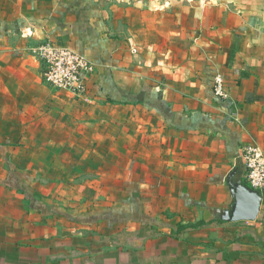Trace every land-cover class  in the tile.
I'll return each mask as SVG.
<instances>
[{"label":"crops","instance_id":"1","mask_svg":"<svg viewBox=\"0 0 264 264\" xmlns=\"http://www.w3.org/2000/svg\"><path fill=\"white\" fill-rule=\"evenodd\" d=\"M44 43L94 63L84 97ZM252 144L264 0H0V264H264V189L227 220Z\"/></svg>","mask_w":264,"mask_h":264},{"label":"built area","instance_id":"2","mask_svg":"<svg viewBox=\"0 0 264 264\" xmlns=\"http://www.w3.org/2000/svg\"><path fill=\"white\" fill-rule=\"evenodd\" d=\"M42 64V79L56 89L73 97L86 94V81L94 71V63L73 49L53 43H44L32 51ZM216 92L221 94V81L216 79ZM245 178L249 186L264 189V156L258 146L246 145L242 149Z\"/></svg>","mask_w":264,"mask_h":264},{"label":"water","instance_id":"3","mask_svg":"<svg viewBox=\"0 0 264 264\" xmlns=\"http://www.w3.org/2000/svg\"><path fill=\"white\" fill-rule=\"evenodd\" d=\"M229 187L233 200L227 220H254L260 209L261 195L259 191L241 181L229 182Z\"/></svg>","mask_w":264,"mask_h":264},{"label":"trees","instance_id":"4","mask_svg":"<svg viewBox=\"0 0 264 264\" xmlns=\"http://www.w3.org/2000/svg\"><path fill=\"white\" fill-rule=\"evenodd\" d=\"M245 183H246V181H244ZM248 186H249V184L248 183H246Z\"/></svg>","mask_w":264,"mask_h":264}]
</instances>
